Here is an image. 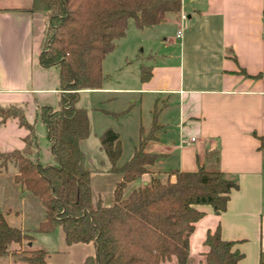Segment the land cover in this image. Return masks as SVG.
Wrapping results in <instances>:
<instances>
[{
    "label": "crops",
    "instance_id": "1",
    "mask_svg": "<svg viewBox=\"0 0 264 264\" xmlns=\"http://www.w3.org/2000/svg\"><path fill=\"white\" fill-rule=\"evenodd\" d=\"M30 5L31 0H0V108L18 109L33 127L36 146H30L29 158L41 166L54 165L37 112L41 107L58 109V77L54 68L38 64L46 17L29 11ZM141 45L145 54L131 70ZM142 68L150 72L145 82L139 79ZM122 72L126 82L131 80L124 88L83 91L135 95L149 113L160 100L154 120L146 132L140 127L143 134L137 137L139 142L154 123V140L144 151L158 158L147 168L151 174L129 183L123 197L146 184L150 175L165 181L170 171H219L237 187L218 215L209 206H195L203 217L188 238V258L201 261L205 234L218 228L220 239L232 242L241 254L237 264H264V0H181L180 11L167 14L158 25L138 29L128 22L101 62L102 75ZM28 135L17 118L0 117V155L22 152ZM83 142L78 143L82 152ZM10 164L13 171L6 173ZM106 171L90 175L93 207L113 204L121 176ZM15 174V165H3L0 158V213L8 226L31 239L10 244L0 264H26L11 255L20 251H43L45 264H82L93 257L92 243L65 245L59 226L35 232L44 219L43 208L14 183Z\"/></svg>",
    "mask_w": 264,
    "mask_h": 264
},
{
    "label": "trees",
    "instance_id": "2",
    "mask_svg": "<svg viewBox=\"0 0 264 264\" xmlns=\"http://www.w3.org/2000/svg\"><path fill=\"white\" fill-rule=\"evenodd\" d=\"M180 8L181 0H31L29 11L46 17L38 64L54 68L58 77V109L41 107L37 112L55 164L41 166L29 158L30 146H36L34 129L15 108H0V117L17 118L29 135L22 152L0 158L3 165H15L14 183L43 208L44 219L35 232L49 233L59 226L65 245L93 244V257L82 264H165L172 258L176 264H185L188 238L203 217L195 206H209L218 215L237 187L223 173L199 167L191 173L170 171L165 181L150 175L146 184L123 197L129 183L151 174L147 168L158 158L144 151L158 128L153 123L121 166H116L120 156L117 134L105 130L100 135L99 149L109 163L106 172L119 174L121 181L114 187L111 206L91 204L90 175L100 170L85 167V156L78 147L88 134L86 113L75 107L79 92L100 89L101 62L123 37L129 21L138 29L155 26ZM149 77V69L142 68L140 81ZM260 147L264 148V138H260ZM30 239L8 226L0 213V258L7 255L10 244ZM203 245L202 264H237L241 259L232 242L220 239L218 228L205 234ZM11 255L26 264H45L41 250Z\"/></svg>",
    "mask_w": 264,
    "mask_h": 264
},
{
    "label": "rangeland",
    "instance_id": "3",
    "mask_svg": "<svg viewBox=\"0 0 264 264\" xmlns=\"http://www.w3.org/2000/svg\"><path fill=\"white\" fill-rule=\"evenodd\" d=\"M183 1V0H182ZM186 3V0H184ZM131 25V21H129ZM167 31L172 34L173 30L168 28ZM143 45L138 47L136 55L137 60L132 64L133 70L144 56ZM142 50V51H141ZM144 64V63H143ZM138 67V66H137ZM111 73L108 76L102 75L101 89L115 90L124 88L127 82L126 74ZM125 75V76H124ZM131 76V74L127 75ZM134 100V103L131 100ZM76 108L83 109L86 113L88 123V134L83 142V153L85 154V167L88 169L107 170L109 164L102 151L99 149V137L105 130H111L118 136L120 145V156L116 166L124 164L132 155L133 148L138 144L139 128L147 131L150 120H154V110L158 111L160 100L157 107L150 113L146 109V105H138L134 96L123 94L122 92H111L108 94L94 91H83L79 93ZM146 133H144L145 135ZM9 173L13 171L12 164L6 169ZM166 264H176L172 258ZM185 264H202L193 258H188Z\"/></svg>",
    "mask_w": 264,
    "mask_h": 264
},
{
    "label": "built area",
    "instance_id": "4",
    "mask_svg": "<svg viewBox=\"0 0 264 264\" xmlns=\"http://www.w3.org/2000/svg\"><path fill=\"white\" fill-rule=\"evenodd\" d=\"M179 19L181 22H183L185 20V16L183 14H180ZM180 35H181V29H178L175 33V38L176 39L180 38ZM191 141H192V139H189V142H191Z\"/></svg>",
    "mask_w": 264,
    "mask_h": 264
}]
</instances>
